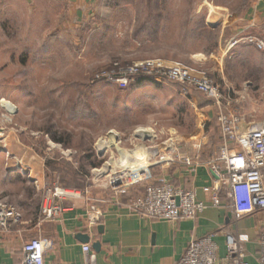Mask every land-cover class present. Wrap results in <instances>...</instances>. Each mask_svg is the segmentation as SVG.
Returning <instances> with one entry per match:
<instances>
[{
	"label": "rangeland",
	"instance_id": "rangeland-1",
	"mask_svg": "<svg viewBox=\"0 0 264 264\" xmlns=\"http://www.w3.org/2000/svg\"><path fill=\"white\" fill-rule=\"evenodd\" d=\"M7 1L6 13L0 6V182L6 158L38 157L46 190L95 201L157 151L183 154L197 140L217 151V125H196L187 101L163 91L150 99L144 86L156 81L148 77L118 81L134 62L180 63L239 100L264 91V50L239 43L223 53L239 34L264 40V0ZM240 47H248L244 59L235 54ZM172 89L195 102L206 97L182 83ZM140 129L154 137L141 138ZM112 133L114 143L101 149Z\"/></svg>",
	"mask_w": 264,
	"mask_h": 264
},
{
	"label": "crops",
	"instance_id": "crops-1",
	"mask_svg": "<svg viewBox=\"0 0 264 264\" xmlns=\"http://www.w3.org/2000/svg\"><path fill=\"white\" fill-rule=\"evenodd\" d=\"M7 2L0 0V6L5 9L1 14L6 13ZM254 20L257 21L256 18L252 19ZM250 24L247 22L244 26L249 25L250 29ZM245 27L241 26L239 30ZM247 48L240 47L235 50V54L244 59L245 52H248ZM227 51L228 49H225L223 53ZM236 55L232 57L238 58ZM170 83L173 84L159 85L149 81V85L144 87L148 88L150 99H154L163 91V94L167 92L164 98L170 96L187 101L195 110L198 126L206 121L215 122L219 132L218 114L221 110L229 116L237 117L240 120L238 126L241 128L252 123H264V91L257 90L261 92L257 97L248 94L244 100L226 94L228 102L225 101L223 107L219 108L204 96L202 101L195 102L189 99L187 97L189 94L185 92L175 93L172 87L179 83ZM219 139L217 151H204L201 149L202 142L197 140L191 142L190 150H184L182 153L197 157L201 162L215 159L219 155L222 141L220 133ZM20 158V160L14 158L18 159L17 162L7 158L3 161V170L8 177L0 182V200L15 207L20 213V218L17 222L9 220L6 228L0 226V264H21L22 247L33 238H44L50 242L44 254V264H83V244L90 245L96 264H176L191 240L206 235H212L217 244L215 264H232L226 256L227 231L233 232L244 242L249 264H259L257 239L263 225L264 214L254 213L235 220L232 210L225 206L228 199L223 192H220L223 205L214 206L212 196L215 176L207 164H200L192 169L189 165L177 162L167 167L151 169L152 177L166 178L175 187L191 191L196 202L206 205V208L198 212L193 219L152 220L130 212L126 205L132 196L143 192L142 184L134 185L118 200L112 195L95 201L81 197L51 200L60 208L54 217L49 218L43 213V209L51 203L44 187V163L40 162L38 157H28V162L24 157ZM143 159L142 163L146 162L147 157ZM137 160L139 161L138 157ZM131 164L133 163L128 166ZM22 173L28 175V182L24 183L25 181L21 180L22 176H18ZM133 177L135 176L120 178L116 184ZM31 183L32 188L16 187ZM8 189L11 191L3 193ZM91 205L94 210L91 209ZM95 215L98 217L95 218ZM81 235L87 236L88 240L83 242L79 238ZM95 242L99 243L97 250L93 248Z\"/></svg>",
	"mask_w": 264,
	"mask_h": 264
},
{
	"label": "built area",
	"instance_id": "built-area-1",
	"mask_svg": "<svg viewBox=\"0 0 264 264\" xmlns=\"http://www.w3.org/2000/svg\"><path fill=\"white\" fill-rule=\"evenodd\" d=\"M239 43H247L264 50V40L251 35L235 36L228 42L227 49ZM118 81L139 77H148L156 82L169 81L182 83L194 88L212 100L219 108L228 102V97L219 86L204 73L180 63L166 64L159 59L137 61L120 72ZM226 101V102H225ZM225 102V103H224ZM240 120L221 110L218 114L221 145L219 155L207 162L197 157L178 154L175 149H164L149 155L144 164L136 165L139 173L121 184L112 185L111 195L117 200L136 184H142L143 192L132 196L127 203L130 212L152 220L178 221L193 219L206 205L196 202L191 191L175 187L166 178L152 177L154 167H167L177 162L189 165L192 169L200 164L210 166L214 176L212 204L222 206L220 192L228 199L235 220L254 213L264 214V123H252L238 126ZM146 139V138H144ZM128 167V166H127ZM141 168V169H140ZM154 178V179H153ZM46 196L51 202L43 213L52 218L59 210L54 199L79 198L80 192L67 189H47ZM91 209L95 208L91 206ZM98 215H95L97 218ZM20 213L15 207L0 200V226L6 228L9 220L17 222ZM257 259L264 264V221L259 233ZM50 242L44 238H33L22 247L21 264H44V254ZM226 256L232 264H249L244 242L233 232L225 233ZM83 264H96L95 256L89 244L82 246ZM217 244L212 235H206L190 241L185 253L176 264H215Z\"/></svg>",
	"mask_w": 264,
	"mask_h": 264
},
{
	"label": "bare ground",
	"instance_id": "bare-ground-1",
	"mask_svg": "<svg viewBox=\"0 0 264 264\" xmlns=\"http://www.w3.org/2000/svg\"><path fill=\"white\" fill-rule=\"evenodd\" d=\"M9 107V106H8ZM138 132H140V136H142L141 138H147V137H149V138H153L154 136L150 133L149 134V131H147V130H144V129H140V130H137ZM117 135L115 134V133H112V134H110V138H109V140L106 142V141H104V140H100L99 141V146H100V148L101 149H105V148H108L109 146H111L114 142H113V140H114V138L116 137ZM113 163H115V162H113ZM113 166H115V165H113ZM107 169H109V164H106L103 168H102V170H97L96 172V174L97 175H101L102 173H104L105 171H107Z\"/></svg>",
	"mask_w": 264,
	"mask_h": 264
},
{
	"label": "water",
	"instance_id": "water-1",
	"mask_svg": "<svg viewBox=\"0 0 264 264\" xmlns=\"http://www.w3.org/2000/svg\"><path fill=\"white\" fill-rule=\"evenodd\" d=\"M79 238L83 241V242H86L88 240V237L85 236V235H81L79 236ZM93 248H95L96 250L99 248V243L95 242L93 244Z\"/></svg>",
	"mask_w": 264,
	"mask_h": 264
}]
</instances>
